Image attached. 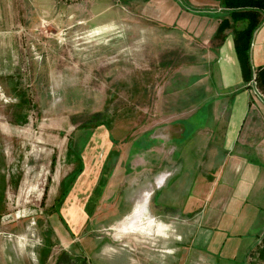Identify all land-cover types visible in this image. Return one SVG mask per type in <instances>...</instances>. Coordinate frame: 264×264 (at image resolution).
Listing matches in <instances>:
<instances>
[{
	"label": "rangeland",
	"instance_id": "1",
	"mask_svg": "<svg viewBox=\"0 0 264 264\" xmlns=\"http://www.w3.org/2000/svg\"><path fill=\"white\" fill-rule=\"evenodd\" d=\"M183 15L156 0H0V264L109 263L98 246L165 254L169 235L139 236L140 216L176 174L179 82L219 41ZM248 81L264 96L257 73Z\"/></svg>",
	"mask_w": 264,
	"mask_h": 264
},
{
	"label": "crops",
	"instance_id": "2",
	"mask_svg": "<svg viewBox=\"0 0 264 264\" xmlns=\"http://www.w3.org/2000/svg\"><path fill=\"white\" fill-rule=\"evenodd\" d=\"M156 1L179 19L188 13L210 20L207 41L219 40L207 50L214 57L198 59L203 70H189L179 82L183 93L174 112L183 114L171 118L167 130L176 174L155 190L140 216L139 236L168 234L161 242L168 249L158 254L140 244L138 257L132 249L93 250L100 259L108 253L107 264H264V96L245 81L231 30L223 40L215 36L219 21L209 14L220 8L210 7L214 0ZM196 3L208 9H195ZM249 54L252 76L264 66V22Z\"/></svg>",
	"mask_w": 264,
	"mask_h": 264
},
{
	"label": "trees",
	"instance_id": "3",
	"mask_svg": "<svg viewBox=\"0 0 264 264\" xmlns=\"http://www.w3.org/2000/svg\"><path fill=\"white\" fill-rule=\"evenodd\" d=\"M219 10H212L210 16L219 23L215 36L224 39L226 30L230 29L233 45L245 81L251 77L250 43L253 33L261 22H264V0H214ZM257 79L264 88V66L257 68ZM63 189V193H64Z\"/></svg>",
	"mask_w": 264,
	"mask_h": 264
},
{
	"label": "bare ground",
	"instance_id": "4",
	"mask_svg": "<svg viewBox=\"0 0 264 264\" xmlns=\"http://www.w3.org/2000/svg\"><path fill=\"white\" fill-rule=\"evenodd\" d=\"M86 171H87V170H86ZM90 171H91V170H90ZM84 174H85V173H84ZM89 176H90V175H89ZM91 176H92V175H91ZM92 178H93V177H92ZM83 179H84V178H83ZM81 180H82V179H81ZM80 182H81V181H80ZM87 182H88V181H87ZM87 182H86V183H87ZM78 185H79V184H78ZM82 185H83V183H82ZM82 185H81V186H82ZM85 185H86V184H85ZM85 185H84V186H85ZM82 187H83V186H82ZM90 187H91V186H90ZM83 188H84V187H83ZM85 188H86V187H85ZM79 189H82V188H79ZM80 191H81V190H80ZM80 191H79V192H80ZM74 193H75V192H74ZM77 194H78V193H77ZM68 202H69V201H68ZM70 209H71V208H70ZM73 209H74V208H73ZM73 212H74V211H73ZM73 212H72L71 216H72V218H74V221H73V222L76 224L77 214H76V212H74V213H73ZM77 212H78V211H77ZM68 215H69V214H68Z\"/></svg>",
	"mask_w": 264,
	"mask_h": 264
}]
</instances>
